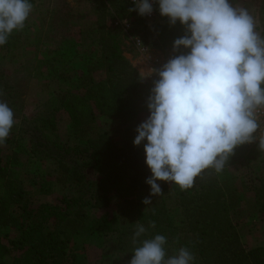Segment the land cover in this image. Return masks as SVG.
I'll return each mask as SVG.
<instances>
[{
  "label": "trees",
  "instance_id": "trees-1",
  "mask_svg": "<svg viewBox=\"0 0 264 264\" xmlns=\"http://www.w3.org/2000/svg\"><path fill=\"white\" fill-rule=\"evenodd\" d=\"M93 1L90 17L72 13L60 17L57 8L37 19L41 28H56L48 32L50 40L58 41L65 35L58 30L60 18L65 25L78 24L79 52L86 61L83 73L71 75L60 50H47L39 61L24 58L17 68L0 60V102L20 118L18 135H9L0 145V229L8 228L0 235V258L10 257L11 264H84L72 249L77 237L99 243L118 234L120 227L139 223L155 225L147 237H167V256L186 247L195 264H264V246L247 249L242 243L232 217L240 207L238 188L225 173L205 170L186 190L160 182L161 194L149 197L145 180L151 173L143 145L134 146L133 140L136 127L149 115L151 85L121 54L123 28L114 23L134 17L128 30L153 46L162 39L161 24L146 28L140 15L129 11L134 7L129 0ZM20 32L0 46V59ZM186 51L180 49L178 54ZM27 73L46 74L58 81L59 88L38 111L24 115L19 96ZM126 95L134 97L130 106L124 102ZM63 116L69 125L65 136L59 125ZM20 140L29 144L30 159L43 166V172L35 175L37 186L31 189L11 167ZM242 149L241 145L234 150L224 169L239 162ZM252 189L263 215L264 175L257 177ZM137 192L152 204L144 205ZM35 195H57V200L37 201Z\"/></svg>",
  "mask_w": 264,
  "mask_h": 264
},
{
  "label": "clouds",
  "instance_id": "clouds-1",
  "mask_svg": "<svg viewBox=\"0 0 264 264\" xmlns=\"http://www.w3.org/2000/svg\"><path fill=\"white\" fill-rule=\"evenodd\" d=\"M140 16L158 6L171 25L179 22L185 34L173 42V51L186 52L169 59L156 71L147 97L148 117L135 129L134 146L143 145L151 175L149 197L161 194L159 182L193 186L208 169L220 173L246 143L264 149V133L257 113L264 109V38L254 17L231 0H132ZM33 10L32 0H0V46L24 28ZM15 124L14 113L0 102V145ZM149 197L144 205L152 204ZM137 224L132 242L137 245L129 264H195L186 247L167 256V237H147L149 228Z\"/></svg>",
  "mask_w": 264,
  "mask_h": 264
},
{
  "label": "rangeland",
  "instance_id": "rangeland-1",
  "mask_svg": "<svg viewBox=\"0 0 264 264\" xmlns=\"http://www.w3.org/2000/svg\"><path fill=\"white\" fill-rule=\"evenodd\" d=\"M35 0L33 10L27 19L25 26L20 31L19 38L13 43L12 48L0 59L2 62H10L11 68L20 67L24 58L44 59L47 50L62 51L63 61H67V68L71 75L77 71L78 74L84 72L86 61L80 55V44L77 40L78 24L69 22L65 25L64 18H60L58 30L64 31L65 35L58 40H50L53 38L48 27H40L38 18L44 14L46 10H58L60 17L68 15V13L85 15L90 17V13L95 6L93 0ZM233 6L247 8L250 14L255 19L256 31L264 38V0H231ZM67 4V6H64ZM58 6V7H57ZM63 20V22H61ZM129 21L134 24V17L129 18ZM161 24V25H160ZM162 33V39L157 45L143 44L138 35L131 33L129 30H124L121 34V54L131 63L141 76L145 84H150L158 78L156 71L159 70L169 59L178 54V51H173V42L185 34L184 27L177 22L171 25L169 21L159 23ZM146 27V26H145ZM147 28V27H146ZM49 31V32H48ZM16 31L12 34L15 35ZM12 34L8 39H13ZM137 39L139 41H137ZM182 54V53H180ZM36 62H32L35 66ZM41 67V66H39ZM44 69V68H42ZM30 71V69H29ZM24 85L20 89L21 95L19 101L23 104V114L29 115L38 111L41 105L47 102L51 96V91L58 89V81L51 80L46 74L27 75L21 79ZM133 95H126L124 102L126 105H131ZM261 110V109H260ZM260 128L258 130L257 140L261 133H264V116L257 113ZM15 124L10 132V136L18 135V122L20 118L14 117ZM60 131L65 136L69 130L67 119L63 116L59 119ZM15 149L17 151V159L11 165L17 176L21 179L22 184L31 189L37 186V174L43 172V166L30 159L28 152L29 144L24 145V141L20 140ZM244 149L241 151V158L236 164L227 167L222 171L230 176L238 188L240 207L232 212V217L236 222L237 229L241 235V240L245 248H253L255 246H264V214L261 215L258 210V202L253 191V185L257 182L258 176L264 175V149L258 147V142L246 143L242 145ZM220 172V174H222ZM257 175V177H255ZM90 176H92L90 174ZM160 183V182H159ZM247 186V187H245ZM58 190L56 185L54 192ZM142 192H137L136 198L141 201L143 198ZM37 201L55 202L57 195H35ZM13 207V206H12ZM14 208L12 213L14 214ZM137 224H128L120 227L119 233L104 237L102 242H89L78 237L72 243V249L78 259H81L84 264H129L131 260L134 245L132 235ZM8 228H1L0 235H4ZM0 264H11V258L3 256L0 258Z\"/></svg>",
  "mask_w": 264,
  "mask_h": 264
},
{
  "label": "built area",
  "instance_id": "built-area-1",
  "mask_svg": "<svg viewBox=\"0 0 264 264\" xmlns=\"http://www.w3.org/2000/svg\"><path fill=\"white\" fill-rule=\"evenodd\" d=\"M129 2L132 4V0H129ZM140 17L143 20L146 27H148V28H152L156 24H159L160 22L167 19L166 17L160 16V14L158 12V6L157 5H153V12L151 15H145V16H140ZM114 24L121 25L124 30H128L131 26L129 19L116 20ZM137 41H139V40L137 39ZM259 113L264 116V109L259 110Z\"/></svg>",
  "mask_w": 264,
  "mask_h": 264
},
{
  "label": "crops",
  "instance_id": "crops-1",
  "mask_svg": "<svg viewBox=\"0 0 264 264\" xmlns=\"http://www.w3.org/2000/svg\"><path fill=\"white\" fill-rule=\"evenodd\" d=\"M58 50V49H57Z\"/></svg>",
  "mask_w": 264,
  "mask_h": 264
}]
</instances>
